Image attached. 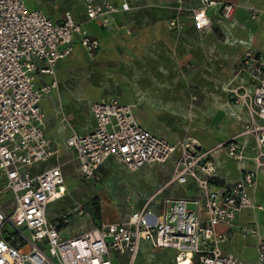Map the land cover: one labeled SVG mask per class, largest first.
<instances>
[{"label":"built area","instance_id":"2783aa9c","mask_svg":"<svg viewBox=\"0 0 264 264\" xmlns=\"http://www.w3.org/2000/svg\"><path fill=\"white\" fill-rule=\"evenodd\" d=\"M83 3L86 21H97L103 29H111L117 14L132 9L130 0ZM200 4L192 16L196 28L205 30L210 23L207 11L218 3L200 0ZM232 9L224 7L226 19ZM187 11L185 1L178 0V15ZM170 26L180 30L183 24L177 17ZM76 44L91 59L100 49L99 41L71 10L55 21L42 10L30 9L27 0H0V264H115L119 257L133 264L142 242L174 250L175 264H246L223 255L221 244L227 236L220 235L217 227L232 224L244 209L264 212V206L250 196L257 172L217 186L215 155L223 150L244 161L248 143L239 137H250L256 151L253 159L258 167L264 165V54L250 49L237 62L235 75L241 82L230 91L242 131L215 149L172 143L153 134L139 124L133 107L117 97L91 103L95 126L87 135L79 134L63 116L70 132L66 146L74 153L81 180L101 183L108 163L138 172L146 165L166 164L176 154L173 182L184 185L191 180L199 191L195 197L164 199L159 213L148 202L124 221L101 222L67 235L72 222L89 218L90 211L78 205L53 220L48 217L49 205L65 198L68 189L62 166H46L57 151L46 133L41 102L59 88L58 65L73 54ZM43 77L50 83L41 84ZM257 251V264H264V239Z\"/></svg>","mask_w":264,"mask_h":264},{"label":"crops","instance_id":"0c3cea01","mask_svg":"<svg viewBox=\"0 0 264 264\" xmlns=\"http://www.w3.org/2000/svg\"><path fill=\"white\" fill-rule=\"evenodd\" d=\"M184 1L189 11L178 15V0H130L132 9L117 14L111 29H103L97 21H86L83 0H74L71 11L99 41L100 49L96 57L91 59L76 44L73 54L59 63L57 80L59 82L63 70L70 69L75 73L83 71L89 78L105 79L104 85L111 86L110 78L112 72H115L116 80L121 85H127L123 80L125 74L129 77L128 96L122 90L120 98L112 96L133 107L134 115L142 127L172 143L184 141L201 149H215L242 131V124L236 118L238 111L232 105L230 90L241 82L235 75V67L244 53L251 49L264 54V0H214L218 5L208 9L210 23L205 30L196 28L192 16V10L201 5L200 0ZM50 2L27 0V5L30 9L42 10L53 20L60 21L68 9L56 11L49 6ZM225 6L233 7L229 19L224 17ZM255 11L256 18L253 17ZM177 17L183 24L180 30L170 26L171 21ZM83 54L95 62L86 64L81 60ZM50 81L49 77H43L40 83ZM44 106L42 100L46 133L57 151L55 158L46 165L49 168L55 165L51 162L59 157L60 148L56 142L60 134L49 130L48 114L51 111L47 113ZM59 109H56L57 113ZM90 117L93 130L95 122L91 111ZM60 122V126L66 128L62 119ZM91 128H82L85 133L75 129L79 134L87 135L92 131ZM239 141L248 143L247 159L238 162L228 157L225 151H219L215 155L216 177L224 184H234L244 173L257 172V185L250 190V196L255 203L264 206V165L258 167L253 159L256 151L252 138L240 136ZM169 162L173 172L158 194L170 188L171 183H176L174 186H182L186 195L165 196L161 201H155L156 196L151 197L147 203L154 202L150 207L157 213L162 210L166 198L195 197L199 194L191 180H188L190 184L185 187L173 182L174 161ZM109 169V163L103 167V178L104 171ZM136 211L127 215L125 220ZM85 219H75L67 228V235L94 227L81 230L75 226V223ZM112 222H118V219L103 221ZM217 232L227 236V240L221 244L223 255L235 256L246 264H257L258 244L260 239H264V212L244 209L232 224L218 226ZM171 251L175 264L176 252ZM127 262V257H119L115 264Z\"/></svg>","mask_w":264,"mask_h":264},{"label":"rangeland","instance_id":"374dc122","mask_svg":"<svg viewBox=\"0 0 264 264\" xmlns=\"http://www.w3.org/2000/svg\"><path fill=\"white\" fill-rule=\"evenodd\" d=\"M50 1L49 6L56 11L71 10L74 3V0ZM27 4L29 5V3ZM81 57V60L85 61L86 64L95 62L91 61L85 54ZM66 71L63 70L60 73L59 88L57 90L52 89L43 99L45 111L47 113L51 111L52 113L48 114L49 130H54L60 134L58 141H55L60 148L59 157L53 160L51 164L62 166L68 189L65 198L49 205V219L53 220L57 216L70 212L74 207L83 205L90 211V217L75 223V226L84 230L94 226V224L103 222L104 219L105 221H113V219L116 220L117 218L118 221H123L132 211L144 208L151 197L156 196L154 197L155 201H161L165 196L179 197L186 195L182 186H174L176 183H171L170 188L158 194L161 187L170 180V173L173 172L171 171L172 164L170 162L162 165H146L138 172H129L121 165L110 163L111 169L104 171V178L101 183L85 182L80 179L76 170L77 164L74 154L65 145L69 130L67 128H64V130V126H60V119L64 116L74 128H78L85 133L82 128L87 126L90 129L92 126L89 111L91 103L104 96L116 95L120 98L121 90L124 91L123 94L125 96H128L129 77L124 74L123 80L127 85H121L115 78L116 73L112 72L110 86L109 84L104 85L105 79L89 78V75L83 71H78L77 73L70 69ZM57 108H60L59 113H57ZM143 123L145 124L144 120ZM52 136L55 137V134ZM161 136L167 137L166 135ZM175 157L176 154L172 158L175 159ZM187 184H190V182L184 185L186 186ZM94 202H97L101 209L104 207V215L102 214V218L98 220L94 218L91 211ZM153 204L154 202L150 203V206ZM91 221L92 225H90ZM144 244L146 243H142L133 264H173V251L158 250L146 244L147 247Z\"/></svg>","mask_w":264,"mask_h":264},{"label":"trees","instance_id":"16d2710c","mask_svg":"<svg viewBox=\"0 0 264 264\" xmlns=\"http://www.w3.org/2000/svg\"><path fill=\"white\" fill-rule=\"evenodd\" d=\"M214 184L223 185L224 183L220 182V180L217 179V180L214 181ZM91 211H92L93 216H94V218L96 220L102 218V209H101V207L99 206V204L97 202L93 203ZM97 224H100V223H97Z\"/></svg>","mask_w":264,"mask_h":264}]
</instances>
